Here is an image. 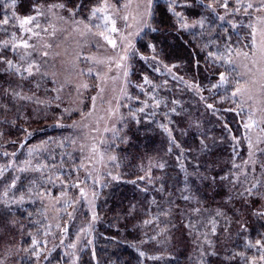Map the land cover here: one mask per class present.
I'll use <instances>...</instances> for the list:
<instances>
[{"label": "trees", "instance_id": "1", "mask_svg": "<svg viewBox=\"0 0 264 264\" xmlns=\"http://www.w3.org/2000/svg\"><path fill=\"white\" fill-rule=\"evenodd\" d=\"M104 1L0 0V60L21 68L0 62V264H264V249L246 246L264 240V217L255 215L264 211V127L246 128L248 106L233 96L254 52L258 6L152 1L128 55L118 117L98 138L104 167L93 173L73 140L79 114L56 107L42 68L23 72L9 33L28 37L17 17L47 5L88 22Z\"/></svg>", "mask_w": 264, "mask_h": 264}, {"label": "rangeland", "instance_id": "2", "mask_svg": "<svg viewBox=\"0 0 264 264\" xmlns=\"http://www.w3.org/2000/svg\"><path fill=\"white\" fill-rule=\"evenodd\" d=\"M244 1L258 6L259 19L255 24L253 55L243 64L245 81L239 97L248 106L245 108L250 113V125L264 127V57L260 54L264 49V7L262 0ZM150 7L149 0H108L95 7L104 11L95 15L91 11L90 20L85 22L47 5L39 14L33 15L36 19L32 24L22 27L24 31L32 29L28 31V37L18 35L19 38L9 33L10 46L24 57L19 59L25 68L34 62L32 59L37 61L34 56H40L39 64L34 63L43 69L40 73L42 80L50 82L46 89L55 95L56 107H66L79 114L75 124L78 130H75L73 140L87 163V169L93 173L94 169L104 167L105 160L101 159L102 154L96 145L100 135L112 128L118 117L117 109L126 96L128 55L134 50L136 37L147 24ZM113 21L115 32L111 31ZM104 36L114 40L115 47ZM24 41L30 47H18ZM28 54L32 58L27 57ZM36 91L42 93L40 88ZM258 136L254 133L251 138L257 140ZM261 138L264 139V128Z\"/></svg>", "mask_w": 264, "mask_h": 264}, {"label": "snow or ice", "instance_id": "3", "mask_svg": "<svg viewBox=\"0 0 264 264\" xmlns=\"http://www.w3.org/2000/svg\"><path fill=\"white\" fill-rule=\"evenodd\" d=\"M14 4H15V0H13V5H14ZM150 5H151V0H149V6H150ZM221 6L224 7V8H227V7H228L227 0H223V3L221 4ZM57 7L63 8L64 5H63V4H60V5H58ZM170 7H171V6H170ZM252 7H253V5H252L251 3H249V4L246 6L245 11H247V9H250V8H252ZM262 7H264V0H262ZM102 11H104L103 8H93V9H92V14L95 15L97 12H102ZM37 12H38V14H39V10H38V9H37ZM173 14H174L175 16H177V17H179V16L181 15L179 12H174ZM149 15H150V13H149ZM17 19H19V24H20V26H21V27H24L25 25L32 24V23L35 21L36 17H35V16H27V17H23V18H19V17H17ZM105 19L108 20L109 18H108V17H105ZM221 19H223V17H221ZM2 23L6 25V24L9 23V21H8V19L5 18V19H3ZM112 23H113V27L111 28V31L115 32V31H116V28H115V26H114V25H115V22L113 21ZM199 23H201V25H202V22H199ZM193 26H195V25H193ZM37 27H38V25H37ZM185 27H187V25H185ZM26 31L31 32L32 29H31V28H28V29H26ZM35 34L38 35V33H35ZM100 35L103 36L104 34L101 33ZM104 39L107 40L109 44H112L113 47H115V41H114V40H109L107 36H104ZM5 45H7V42H5ZM19 46H22V47H24V48H28V47H30V45L27 43V41H24V42L22 43V45H18V47H19ZM149 47H153V49H154V46H152V45H149ZM243 54H244L245 56H247V53H243ZM260 54H261L262 57H264V49H261V50H260ZM45 55H47V53H45ZM209 55L211 56V55H213V54H212V53H209ZM20 59L23 60L24 57L21 56ZM221 59H222V57H221ZM0 62L6 63L9 69H15V71H16L17 73H20V72H21V68H20V67H17L16 65H14L13 62H12L11 60H0ZM230 62H231V61H229V63H230ZM23 72L27 73V76L30 77V76H34L36 73H39V72H40V68H39V66L36 65L35 63H29L28 67L23 68ZM23 78H24V79H27V77H23ZM226 80H227L226 76H225L223 73H221V74H220V78H219V84H220V85H223L224 83H226ZM38 86H39V85H37V87H38ZM217 86H218V85H213V87H217ZM84 87H87V85H84ZM239 91H240V89H237V91L233 93V96L237 95V93H238ZM13 95L20 96V93H13ZM20 99H31V97L20 96ZM207 107H208L209 109H211V108H213V105H212V104H208ZM140 111H143V108H141ZM173 111H175V109H173ZM162 127L164 128V130H165L166 132L169 133V136H171V130L168 129L167 126H163V125H162ZM245 127H246V128H249V127H251V125L246 124ZM29 135H31V133H29ZM172 142H173V144H175V147L180 148V145L177 144V143L175 142L174 138H173ZM201 144H203V140L201 141ZM205 147H206V145H205ZM169 150H171V149H169ZM181 154L183 155V152H182ZM112 159H115V157H112ZM233 166H234V167H238V166H236V165H233ZM161 167H163V165H161ZM25 170H26V169H21V171H25ZM196 174H197V173H193V175H196ZM201 178H202V179H210L213 183H215V179H216L215 177H207V176H203V175L201 176ZM113 179H117V177H113ZM141 179H144V177H141ZM220 179H221V180H226L227 177H220ZM132 183H135V181H133ZM74 186H75V185H74ZM11 187H15V180L13 181ZM255 187H256V185L254 184V185H252V188H247V189H245V192L250 196V195L253 194V193H252V189L255 188ZM161 191H162V189H161ZM83 195H84V193H83V191H82V192H81V196H83ZM239 195H240V198H241V199H244V200H245V203H247V199H246V197H245V193H244V192H241ZM183 199L188 200L189 197H188V196H184ZM229 199H231V197H229ZM23 200H24V197L21 196L20 199H19V201H15V202H17V203H21V202H23ZM133 207H134V206H133ZM195 211L198 212L199 209H196ZM216 215H217V216H222V215H224V213H222L221 211L217 210ZM255 215L260 216V217H264V211L256 212ZM95 219H97V217L94 215V216H93V220H95ZM145 223H148V222L146 221ZM65 231H66V230H65ZM225 231H227V228H225ZM212 233H213L214 235H215V233H216L215 221H213ZM36 244H37V242H36L35 240H33V242H32L33 249H35ZM246 246H247V247H259V248H261V249H264V240H260V239H258V240H256V242H255L254 245L251 244V243H249V244H247ZM71 247H75V245L73 244V245H71ZM34 255H36L37 257H39L40 253H39L38 251H35V252H34ZM140 255L143 256L144 253L141 252ZM241 255H242V254H241ZM152 259H157V257H152ZM260 260L264 261V254H262V255L260 256ZM251 264H255V260H254V259H253V261L251 262Z\"/></svg>", "mask_w": 264, "mask_h": 264}]
</instances>
